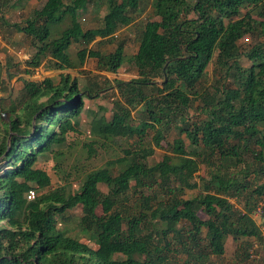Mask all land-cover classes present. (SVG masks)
I'll return each instance as SVG.
<instances>
[{
    "label": "trees",
    "instance_id": "1",
    "mask_svg": "<svg viewBox=\"0 0 264 264\" xmlns=\"http://www.w3.org/2000/svg\"><path fill=\"white\" fill-rule=\"evenodd\" d=\"M34 1L40 7L9 26L33 50L26 72L43 62L80 72L92 60L116 74L125 58L117 32L132 23L142 0H103L99 24L85 29L77 14L93 0ZM150 8L131 56L136 77L114 82L119 99L100 130L102 138L134 141L116 160L115 175L105 167L89 171L69 193L47 189L50 177L36 167L64 143L84 98L100 97L105 82L90 80L81 89L67 74L55 83L23 80L18 106L0 99V264H210L224 254L227 238L245 240L249 249L259 242L250 213L264 198V0H193L190 6L152 0ZM243 36L251 39L244 50ZM72 43L80 47L74 59L66 53ZM106 43L114 48L103 53ZM211 63L218 77L206 88ZM171 132L170 155L149 164L151 144L159 147ZM30 189L35 196L26 201ZM188 190L196 194L184 198ZM230 200L242 201V208ZM72 209H79L77 230L94 248L58 225Z\"/></svg>",
    "mask_w": 264,
    "mask_h": 264
},
{
    "label": "rangeland",
    "instance_id": "2",
    "mask_svg": "<svg viewBox=\"0 0 264 264\" xmlns=\"http://www.w3.org/2000/svg\"><path fill=\"white\" fill-rule=\"evenodd\" d=\"M102 1L93 0L85 12L77 14L76 20L82 29L94 28L99 24L100 18L104 13ZM151 1L142 0L138 10L134 14L132 23L127 28H122L117 32L119 39L125 42L123 50L125 58L116 74H110L100 71L92 60H86L80 72L72 70L56 71L49 69L45 62L42 63L43 66L26 72L27 66L24 62L32 54L33 50L29 47L27 39L21 33L11 30L9 26L14 23H22L30 16L31 11L40 7L42 1L36 2L31 0L22 6H17L16 0H4L3 6L0 8V78L2 81L0 99H2L4 106L7 107L10 103L18 106L17 92L21 88L23 80L39 83L43 79L50 78L55 83L59 75L67 74L71 78L77 79L78 87L81 89L90 80L100 83L105 82L103 85L106 89L101 93L100 97L88 100L84 98V107L76 119V126L73 127L72 132L65 135L64 143L52 148V153L45 154L37 160L36 167L43 169L50 177L51 183L47 189L64 187L66 192H76L82 178L87 172L104 167L110 169L112 174L115 175L120 169V165L116 160L124 156L123 150L134 149V141L132 139L102 138L100 130L102 122L108 121L111 117L112 103L119 99L114 82L128 81L136 77L131 56L136 49L137 28L150 17ZM192 1L187 0L189 6L192 4ZM63 2H67V0H63ZM63 27L64 25L61 26V29ZM250 43L251 39L249 36H243L239 40L240 48L243 50ZM79 48L78 45L72 43L66 51L69 58L74 59L75 52ZM113 48V43H106L102 47H99L103 53L110 52ZM239 63L242 66L248 65V62L242 57L239 58ZM217 77L218 74L214 70L213 64H209L206 68L205 87L210 88ZM44 100L45 97L39 99V102ZM196 106L197 102L193 101L190 114L194 115ZM131 115L133 118L135 117L134 112H131ZM6 118L3 117V119ZM175 137L176 135L173 132L165 135V138L159 142V147L153 143L151 146L145 144L146 146L149 145L153 150V153L147 158L148 163L153 164L158 162L163 155H170L168 146ZM184 144L186 150H189L190 147L187 141L184 140ZM56 152L60 155H56ZM198 174H203V168L194 176ZM193 180L197 182L196 177ZM99 189L101 192H106L103 185H100ZM194 194H196V191H185L184 198L191 197ZM230 202L238 209L242 208V201L230 200ZM79 215V209L69 210L65 213V221H60L58 225L68 229V233L76 236L80 242L94 248V245L87 241L77 230ZM198 215L201 219L206 218L201 213H198ZM244 241L238 240L237 242H233L230 238H227L224 243V254L221 257L211 258L210 264H264V253L262 251L256 253L257 259L255 261L250 258L244 259L245 253H248L249 257L248 243Z\"/></svg>",
    "mask_w": 264,
    "mask_h": 264
},
{
    "label": "built area",
    "instance_id": "3",
    "mask_svg": "<svg viewBox=\"0 0 264 264\" xmlns=\"http://www.w3.org/2000/svg\"><path fill=\"white\" fill-rule=\"evenodd\" d=\"M34 196V191L30 189L25 193L24 198L26 201H31ZM250 217L258 229L259 235V242L253 243L249 249V258L253 259L255 258L253 253L256 249H260L264 253V199L255 204L250 213Z\"/></svg>",
    "mask_w": 264,
    "mask_h": 264
},
{
    "label": "water",
    "instance_id": "4",
    "mask_svg": "<svg viewBox=\"0 0 264 264\" xmlns=\"http://www.w3.org/2000/svg\"><path fill=\"white\" fill-rule=\"evenodd\" d=\"M163 81H164V79H163ZM158 85H160V82L158 83ZM5 154H6V151H5V153L3 154V156H5Z\"/></svg>",
    "mask_w": 264,
    "mask_h": 264
}]
</instances>
